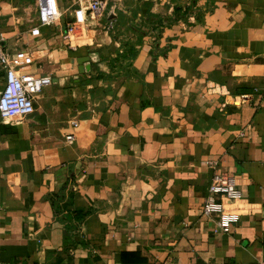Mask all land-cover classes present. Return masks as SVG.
Returning a JSON list of instances; mask_svg holds the SVG:
<instances>
[{"label":"crops","instance_id":"obj_1","mask_svg":"<svg viewBox=\"0 0 264 264\" xmlns=\"http://www.w3.org/2000/svg\"><path fill=\"white\" fill-rule=\"evenodd\" d=\"M78 1L31 35L35 0H0L4 51L51 77L0 119V264H258L264 0H107L67 39ZM215 170L244 207L228 233L200 212Z\"/></svg>","mask_w":264,"mask_h":264},{"label":"built area","instance_id":"obj_2","mask_svg":"<svg viewBox=\"0 0 264 264\" xmlns=\"http://www.w3.org/2000/svg\"><path fill=\"white\" fill-rule=\"evenodd\" d=\"M81 1L86 3L81 4ZM37 25L29 29L31 35L38 34V26L56 22L61 12L56 0H35ZM107 0H80L71 10L70 20L64 25V38L80 36L90 26L104 17ZM1 40V37H0ZM0 70L3 72V87L0 91V119L11 122L21 120L33 111V101L41 89L51 83L49 73L32 74L22 72L19 62L12 60L0 44ZM76 126L73 120L70 122ZM66 134L65 140H71ZM242 199L233 175L223 171H213L207 185V195L200 205L203 216H213L214 233H228L244 209ZM258 264H264V257Z\"/></svg>","mask_w":264,"mask_h":264},{"label":"rangeland","instance_id":"obj_3","mask_svg":"<svg viewBox=\"0 0 264 264\" xmlns=\"http://www.w3.org/2000/svg\"><path fill=\"white\" fill-rule=\"evenodd\" d=\"M84 3H86V1H81V4H84ZM118 60L119 59L113 60V62H115V63L111 64V68H114L115 66L117 67L119 65V64H117Z\"/></svg>","mask_w":264,"mask_h":264}]
</instances>
